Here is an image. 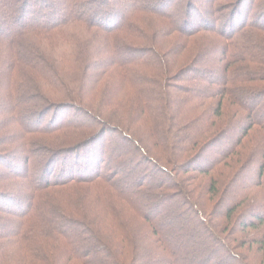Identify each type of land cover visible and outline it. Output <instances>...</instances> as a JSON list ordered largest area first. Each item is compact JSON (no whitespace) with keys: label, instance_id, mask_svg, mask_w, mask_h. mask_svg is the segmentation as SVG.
Here are the masks:
<instances>
[{"label":"trees","instance_id":"1","mask_svg":"<svg viewBox=\"0 0 264 264\" xmlns=\"http://www.w3.org/2000/svg\"><path fill=\"white\" fill-rule=\"evenodd\" d=\"M260 98L264 0H0V264H264Z\"/></svg>","mask_w":264,"mask_h":264},{"label":"rangeland","instance_id":"2","mask_svg":"<svg viewBox=\"0 0 264 264\" xmlns=\"http://www.w3.org/2000/svg\"><path fill=\"white\" fill-rule=\"evenodd\" d=\"M253 10L256 11V10H258V8L256 7V8L253 9ZM245 100H246V102L250 101V99H245ZM260 100H261V102H264V98H260ZM262 108H263V107H262ZM262 108H261V109H262ZM261 109H260V110H261ZM263 111H264V109H263ZM80 117H81V116H80ZM228 139H229V138H228Z\"/></svg>","mask_w":264,"mask_h":264}]
</instances>
